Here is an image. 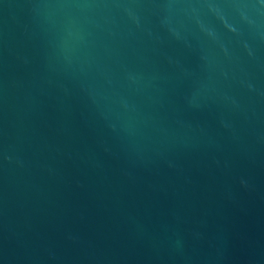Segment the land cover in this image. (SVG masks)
<instances>
[{
    "label": "water",
    "instance_id": "water-1",
    "mask_svg": "<svg viewBox=\"0 0 264 264\" xmlns=\"http://www.w3.org/2000/svg\"><path fill=\"white\" fill-rule=\"evenodd\" d=\"M0 264H264V0H0Z\"/></svg>",
    "mask_w": 264,
    "mask_h": 264
}]
</instances>
